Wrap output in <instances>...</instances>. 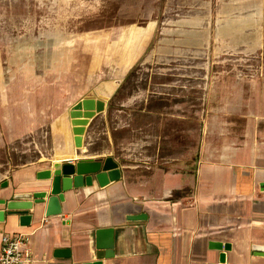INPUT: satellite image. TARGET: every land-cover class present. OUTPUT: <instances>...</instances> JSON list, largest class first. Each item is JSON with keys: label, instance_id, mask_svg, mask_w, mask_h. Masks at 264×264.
<instances>
[{"label": "rangeland", "instance_id": "rangeland-1", "mask_svg": "<svg viewBox=\"0 0 264 264\" xmlns=\"http://www.w3.org/2000/svg\"><path fill=\"white\" fill-rule=\"evenodd\" d=\"M109 82L119 87L99 130L128 123L115 134L118 155L133 158L120 143L137 142L150 123L159 127L153 134L168 130L174 145L188 143L191 157L210 123L237 133L248 116L258 125L264 0H0V181L55 158L57 137L71 136L69 119L56 113ZM151 105L158 115L140 113ZM14 116L48 119L16 135ZM105 137L94 143L99 155L108 151Z\"/></svg>", "mask_w": 264, "mask_h": 264}, {"label": "crops", "instance_id": "crops-1", "mask_svg": "<svg viewBox=\"0 0 264 264\" xmlns=\"http://www.w3.org/2000/svg\"><path fill=\"white\" fill-rule=\"evenodd\" d=\"M118 87L103 83L99 91L74 98L64 112L56 113L58 119L70 121L69 110L86 95L108 102L107 109L88 125L85 148L75 146L71 125L69 141L57 137L59 154L49 163L42 164L41 159L26 164L0 181V200L44 191L50 180L38 174L56 161L76 163L78 154L96 159L114 157L121 177L101 186L94 176L91 185L85 183L67 192L61 214L47 216L45 205L35 206L29 225H22L19 215L1 216L0 245L4 233L21 232L30 236L29 264H85L97 260V230L113 229L115 253L103 264H264V116L258 117V125L248 116L249 125L239 133L218 121L208 124L193 157L188 143L174 145L168 130L163 138L153 134L159 127L150 123L140 127L137 142L120 143L127 145L124 149H133L131 158L112 152L115 134L129 128L127 122L99 130ZM155 111L151 105L140 113L152 117L158 115ZM23 118H12L17 129L11 133L31 134L48 119L32 117L34 121L24 122ZM183 132L181 128L182 136ZM102 135L109 148L99 155L94 143ZM6 208L0 203V211Z\"/></svg>", "mask_w": 264, "mask_h": 264}, {"label": "water", "instance_id": "water-1", "mask_svg": "<svg viewBox=\"0 0 264 264\" xmlns=\"http://www.w3.org/2000/svg\"><path fill=\"white\" fill-rule=\"evenodd\" d=\"M108 107V102L95 95H86L78 100L69 110L74 142L77 149L86 147L85 135L91 120L99 113L104 112ZM77 162L56 161L52 168L42 170L38 176L41 179L50 180L47 189L37 193H27L15 195L14 199L0 203L6 205V210L0 211L3 219L10 215H19L22 225H29L32 214L30 211L35 206L42 204L46 206V215H58L62 213L61 202L66 199V193L81 188L85 183L91 185L93 178L97 179L101 186L108 185L121 177L122 171L119 163L112 156L105 159L80 156ZM97 239V260L85 264H103L105 258L114 256L115 235L113 229H98ZM217 245V246H216ZM216 247L229 249L226 245L216 244ZM221 261H225L224 253Z\"/></svg>", "mask_w": 264, "mask_h": 264}, {"label": "built area", "instance_id": "built-area-1", "mask_svg": "<svg viewBox=\"0 0 264 264\" xmlns=\"http://www.w3.org/2000/svg\"><path fill=\"white\" fill-rule=\"evenodd\" d=\"M29 234L4 233L0 245V264H29Z\"/></svg>", "mask_w": 264, "mask_h": 264}]
</instances>
